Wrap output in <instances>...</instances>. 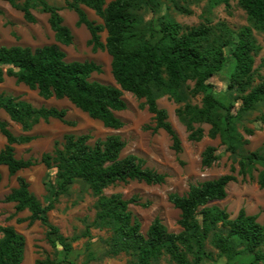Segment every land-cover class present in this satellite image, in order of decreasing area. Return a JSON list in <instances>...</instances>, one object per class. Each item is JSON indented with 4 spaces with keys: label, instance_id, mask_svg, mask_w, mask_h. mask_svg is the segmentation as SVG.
Listing matches in <instances>:
<instances>
[{
    "label": "trees",
    "instance_id": "1",
    "mask_svg": "<svg viewBox=\"0 0 264 264\" xmlns=\"http://www.w3.org/2000/svg\"><path fill=\"white\" fill-rule=\"evenodd\" d=\"M3 1L19 9L29 23L37 21L34 10L48 14L55 43L34 49L0 45V83L6 77H13L17 84L36 90L44 99L66 98L91 118L115 130L125 125L116 112L127 108L123 95L128 91L145 100L155 122L153 130L167 132L173 150L179 153L183 150L182 139L169 120L168 110L158 102L160 97L168 95L176 103L183 104L176 113L186 125L189 140L201 141L206 135L203 124H207L210 138H219L228 152L240 156L237 174L236 168L231 167L229 173L191 184L185 194H169V201L181 211L179 224L182 230L169 231L162 219L155 217L144 233L141 221L129 208L131 204L147 207L150 203H140L137 195L130 198L119 192L107 195L105 190L131 180L161 184L166 181V174L145 166L144 159L134 153L122 157L127 142L120 134L101 137L91 132H68L60 145L56 141L54 149L43 153L40 159H25L17 157L16 145L29 143L36 136L17 135L7 121L0 119V131L7 140L0 150V166H7L10 175L39 162L48 169H55L56 181L47 188L51 199L46 204L39 200L23 176H18L19 185L2 199L3 202H14L16 213L28 209L30 223L40 221L47 228L49 244L53 248L61 246L65 252L62 260L48 256L36 260V264H61L69 260L68 254L78 237L68 238L62 234L50 221L48 213L60 197L69 194L77 184L88 187L97 197L91 227L110 231V253L131 255V264H153L163 254H168L176 264H205V258L210 254L207 242L211 236L213 246L228 264H264V224L258 220V215L249 214L242 207L236 217L231 218L225 208L209 205L226 198L229 183L237 181L239 176L243 180L253 178L254 171L258 172V184L264 187V144L249 150L246 135H253L254 129L244 124V117L264 101V75L255 67L262 45L254 34L255 31L264 33V0H209L210 8L220 4L230 8L231 1L241 6L247 14L248 24L238 31L226 21L214 24L209 16L190 27H184L169 16L162 19L159 29L151 23L148 27L141 26L137 10L145 4L156 11L159 0H64L65 7L77 13V25L89 29L93 50L104 49L111 56L112 74L117 85L91 80L93 73L102 72V66L95 61L66 60V52L59 44H72L74 36L65 24L61 13L63 6L48 0ZM83 6L92 9L102 22L90 19ZM104 32L107 33L105 41L102 39ZM227 48L231 49L230 57L234 62L228 88L236 93L230 103L217 96L211 82V78L227 65ZM189 81L194 84L190 95L201 96L200 103L189 101L184 90ZM0 108L21 124L24 132L31 131L40 121L51 119L70 126L76 124L67 118L66 108L36 106L11 93H0ZM256 121L264 124V112ZM220 158L215 145L206 146L201 154L202 165L207 167ZM0 234V264H23L25 236L12 225H0ZM240 256H251L252 259L240 262L237 259Z\"/></svg>",
    "mask_w": 264,
    "mask_h": 264
},
{
    "label": "rangeland",
    "instance_id": "2",
    "mask_svg": "<svg viewBox=\"0 0 264 264\" xmlns=\"http://www.w3.org/2000/svg\"><path fill=\"white\" fill-rule=\"evenodd\" d=\"M48 1L64 7L61 13L64 16L65 24L71 28L74 36L72 44L68 46L59 44L66 52V60L95 61L102 66V72L93 73L91 80L117 85L112 74L111 56L104 49L93 50L90 44L91 33L85 25H77V13L65 7L64 0ZM209 2V0H159L156 11H152L143 4L136 13L141 26L146 25L148 27L151 23L155 29H159L165 16L174 18L184 27L198 25L206 16L211 17L214 24L219 21H226L234 31H238L242 26L248 24L246 12L236 1H231L230 8L224 4L210 8ZM83 7L90 19L99 23L102 22V19L93 10ZM178 7H182L188 12H183ZM0 9L3 11L0 14V45H22L34 49L45 44L55 43L54 32L48 22V14L34 10L37 21L29 23L24 19L23 13L19 9L6 1L0 0ZM254 34L257 41L262 45V50L256 56L255 67L259 68L260 73L264 75V33L255 31ZM106 35V32L102 34L103 41H105ZM227 55L229 57L227 65L211 78V82L215 85L217 96L222 101L230 103L236 96V93L228 88L230 75L234 69V62L230 57V48H227ZM193 85V82L189 81L184 86V90L187 92L190 102L200 103L201 96L190 95V89ZM0 92L20 96L36 106L67 108V118L76 122L74 126H69L55 119L49 122L41 121L32 130V133L38 136L36 141L27 146L18 147V157L28 158L32 156L40 159L42 153L53 150L56 141L60 145L65 133L68 132L77 134L91 132L95 136L101 137L118 133L127 142L122 157L134 153L144 159L145 166L166 174V181L161 184H147L144 181L131 180L127 183L119 182L111 185L105 190L107 195L114 192L122 193L125 198L137 195L140 203H150L147 207L131 204L129 208L133 215L141 221L144 233L155 217L161 218L169 231L179 232L182 230L179 224L181 211L169 201V194L171 192L185 194L193 183L203 182L229 173L231 167L236 168L235 174H237L239 168L238 159L240 156L228 152L219 138H210L207 135L209 125L203 124L206 135L201 141L194 142L188 139L189 132L186 125L180 121L176 113L177 108L183 104L176 103L168 95L160 97L158 102L161 107L168 110L169 120L182 139L183 150L179 153L173 150L172 140L167 132L164 130L155 132L153 130L152 127L155 126V122L145 105V100L138 99L128 91H124L123 95L127 102V108L116 112L117 116L125 123L118 130L105 127L101 121L91 118L68 99H43L36 90L17 84L14 78H7L6 81L0 83ZM263 112L264 101L260 102L254 111L249 112L244 117V124L255 129L254 135H246L250 139V144L247 146L249 150L263 146L264 124L256 121V118ZM0 115L4 116L2 113ZM11 124L12 129L19 133L20 127L13 122ZM3 143L4 141L0 140V146ZM208 145H215L221 155L220 160L209 167L203 166L201 162V154ZM259 169H262L260 165ZM22 174L31 182L32 189L39 196L41 202L46 204L51 199L47 188L56 181L55 169L46 170L40 163L23 171ZM257 178V171H254L253 178L247 177L246 180L239 176L237 181L231 182L227 186L226 198L212 201L209 205L225 208L231 214V218L236 217L239 210L244 207L248 213L257 214L258 220L264 224V187L258 184ZM15 183L16 178L9 176L4 170L0 177V225L15 222L16 213H14L13 203L2 201ZM96 200L97 197L88 187L77 184L72 187L69 194L60 197L55 208L50 212L52 222L60 227L62 234L68 238L78 237L73 242L75 251L71 259L68 258V261L75 264H131L133 259L131 255L124 252L118 255L110 253L108 249L110 231L91 227L96 215ZM16 226L31 240L33 260L34 258L43 260L52 256L53 252L46 246L44 229L41 226L38 224L29 226L28 223L16 224ZM212 241L211 236L207 242V249L210 254L205 258V264H228L227 259L220 256L218 250L213 246ZM26 250L27 247L25 253ZM237 259L240 262H245L252 258L251 256H240ZM68 261L61 264H69ZM24 264H26L25 258ZM153 264L176 263L168 254H163L154 260Z\"/></svg>",
    "mask_w": 264,
    "mask_h": 264
},
{
    "label": "crops",
    "instance_id": "3",
    "mask_svg": "<svg viewBox=\"0 0 264 264\" xmlns=\"http://www.w3.org/2000/svg\"><path fill=\"white\" fill-rule=\"evenodd\" d=\"M90 9V8H89ZM92 10V9H91ZM95 13V12H94ZM7 78H13V77H6V79ZM6 79H5V81H6ZM15 80V79H14ZM4 82V81H3ZM3 82H1V83H3ZM20 85H24V84H20ZM24 86H26V85H24ZM29 88V87H28ZM1 93V92H0ZM41 97V96H40ZM44 99V98H43ZM56 99V98H55ZM64 99H66V98H64ZM25 100V99H24ZM47 100V99H46ZM59 100H61V99H59ZM28 101V100H27ZM74 105V104H73ZM75 106V105H74ZM62 108H64V107H62ZM67 109V108H66ZM68 110V109H67ZM3 114L4 116H2V115H0V119H2V120H5V121H7L8 122V125H9V128L11 129V131L13 132V133H15V134H17V135H19V134H23V133H26V134H30V135H35L36 136V138L34 139V140H32L31 142H29V143H24V144H19V145H16V155H17V157H18V154H17V150H18V147H22V146H27L28 144H32V143H34L35 141H36V139H37V135L36 134H33L32 133V130L34 129V127L37 125H35L34 127H33V129L31 130V131H29V132H24L23 131V129H22V126H21V124H19V123H17V122H15V121H13L12 119H11V117L9 116V114L7 113V112H5L3 109H1L0 108V114ZM68 114V113H67ZM52 120V119H51ZM50 120V121H51ZM55 120H58V119H55ZM11 122H13V124L15 123L16 125H18L19 127H20V132L19 133H16L13 129H12V124H11ZM41 122V121H40ZM39 122V123H40ZM45 122V121H44ZM62 122V121H61ZM38 123V124H39ZM64 123V122H63ZM261 123V122H260ZM261 124H263V123H261ZM70 126V125H69ZM252 128V127H251ZM254 129V128H253ZM254 133H255V129H254ZM254 133H253V135H254ZM249 136H252V135H249ZM247 137V136H246ZM248 138V137H247ZM249 139V138H248ZM0 140L1 141H4V143L0 146V150L5 146V144H6V142H7V140H6V137L2 134V132L0 131ZM249 144H250V139H249ZM248 144V145H249ZM263 144H264V142H263ZM247 145V146H248ZM248 148V147H247ZM54 149V148H53ZM250 150H252V149H250ZM47 152H50V151H47ZM45 153V152H44ZM43 154V153H42ZM42 156V155H41ZM32 157V156H31ZM19 158H22V157H19ZM28 158H30V157H28ZM28 158H25V159H28ZM41 162H39L38 164H40ZM37 164V165H38ZM42 164V166H43V168H45L46 170H49L48 168H47V166L45 165V164H43V163H41ZM34 166H36V165H34ZM33 167V166H32ZM32 167H30V168H32ZM30 168H28V169H30ZM6 171V173L9 175V176H11V177H15L16 178V183H15V185L13 186V188H15V187H17L19 184H18V180H17V178H18V176H23V177H25V175H23L22 174V172L23 171H25V170H27V169H24V170H21V171H18L15 175H10V173H9V170H8V168H7V166H4V165H2V166H0V172H1V174H0V177H1V175H2V173H3V171ZM27 180H28V178L27 177H25ZM29 181V180H28ZM29 183H30V189L33 191V189H32V184H31V182L29 181ZM12 190V189H11ZM11 190L8 192V193H10L11 192ZM48 191V190H47ZM34 192V191H33ZM7 193V194H8ZM6 194V195H7ZM5 195V196H6ZM4 196V197H5ZM38 198H39V196L38 195H36ZM3 197V198H4ZM39 200H40V198H39ZM8 203H13V205H14V209H15V203L14 202H8ZM52 211V210H51ZM50 211V212H51ZM50 212L48 213L49 214V219H50V221L52 222V220H51V216H50ZM14 213H16V209L14 210ZM31 213H30V211L28 210V209H26V210H24V211H21V212H18V213H16V215L14 216L15 217V222H12V223H10V224H7V225H12V226H14L17 230H18V228H17V226H16V224H21V223H28V225L29 226H33V225H36V224H38L39 226H41L43 229H44V236H45V242H46V246H47V248H49L52 252H53V254H52V256H49L50 258H52V259H54V258H56V260H62L63 259V257H64V255H65V252H64V250L61 248V246H59L58 248H53L50 244H49V242L47 241V239H46V227L40 222V221H36V222H34L33 224H31L30 223V221L28 220V217H29V215H30ZM250 214V213H249ZM18 219H23L22 221H19ZM53 223V222H52ZM54 224V223H53ZM56 225V224H55ZM3 226H6V225H3ZM56 226H58V225H56ZM59 227V226H58ZM60 228V227H59ZM20 233H22L24 236H25V238H26V245H25V249H26V247H27V250H26V253L24 254V258H25V263L26 264H36V260H38L39 258H34V260H33V258H32V251H33V246H32V242H31V240L30 239H28L27 238V236L23 233V232H21L20 230H18ZM60 232H61V229H60ZM0 236H1V234H0ZM74 246H73V250L71 251V253L70 254H68V258H70L71 259V256H72V254L74 253ZM23 264H24V260H23Z\"/></svg>",
    "mask_w": 264,
    "mask_h": 264
}]
</instances>
